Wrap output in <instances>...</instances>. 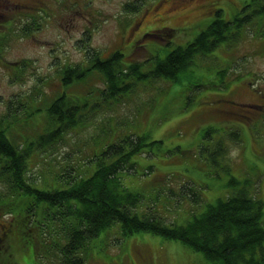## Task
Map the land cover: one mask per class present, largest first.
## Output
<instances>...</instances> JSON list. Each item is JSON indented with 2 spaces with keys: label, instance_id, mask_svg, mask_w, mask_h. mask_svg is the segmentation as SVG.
<instances>
[{
  "label": "rangeland",
  "instance_id": "1",
  "mask_svg": "<svg viewBox=\"0 0 264 264\" xmlns=\"http://www.w3.org/2000/svg\"><path fill=\"white\" fill-rule=\"evenodd\" d=\"M244 1L0 0V28L7 35L0 45V118L21 120L11 124V134L35 141L47 126L46 107L63 93L80 101L83 111L81 124L65 131L59 141L32 145L25 175L50 192L60 189L65 186L61 172L90 173L94 165L88 159L105 142L147 132L149 139L162 143L135 156L134 166L121 175L130 190L141 194L139 213H147L142 204L148 203L157 215L167 216L166 223L174 216L176 224L184 223L191 219L192 209L199 211L205 202L226 197L231 191L227 182L235 177L253 181L251 194L263 202L264 226V34L252 35L248 30L238 41L197 55L180 81L145 80L128 99L110 106H92L96 89L106 87L99 71L66 85L61 81L65 69L89 64L92 56L106 58L115 50L123 54L125 63L143 61L144 70L175 44L191 40L212 19L214 10L221 9L222 17L229 18ZM4 7L9 14H4ZM14 13L23 14L8 22ZM31 21L34 26L29 28L26 24ZM165 27L177 29L168 38L169 47L163 46L167 35L154 32ZM212 149L217 164L210 159ZM245 157L261 175L247 172ZM192 185L204 203L190 199ZM7 190L0 178V195ZM10 218L0 209V227ZM17 239L7 237L10 253L0 249V264L6 255H22L21 264H32L30 253L27 256L17 246ZM98 239L100 245L87 251L85 264H207L200 252L180 241L144 231L123 236L117 224L106 228L95 242ZM40 250L46 260L47 247Z\"/></svg>",
  "mask_w": 264,
  "mask_h": 264
},
{
  "label": "trees",
  "instance_id": "2",
  "mask_svg": "<svg viewBox=\"0 0 264 264\" xmlns=\"http://www.w3.org/2000/svg\"><path fill=\"white\" fill-rule=\"evenodd\" d=\"M4 8V14H9V8ZM239 8L229 18L222 17L221 9L214 10L212 19L191 40L185 44H175L162 58H156L144 70L143 61L125 63L123 54L115 50L106 58L92 56L89 64H79L80 68L77 66L67 71L65 69L61 81L66 85L79 81L81 77L92 78L95 71H99L106 87L96 89L97 101L92 106L97 108L103 104L110 106L123 97L128 99L135 92L131 90L148 79L176 83L187 74L188 66L197 55H204L221 45L238 41L248 30L252 35L264 34V0H246ZM23 13H14L7 21L12 22L15 16L20 17ZM1 17L4 18V15ZM26 25L32 28L34 22ZM176 30L165 27L154 32L167 35L163 46L169 47L168 38L175 35ZM1 31L2 27L0 45L7 37ZM228 68L227 66L225 70ZM79 103L80 101H72L64 93L49 102L46 107L47 126L37 134L35 141L28 138L21 140L11 134L9 127L21 121L20 117L14 122H4L1 116L0 178L7 183L8 190L0 195V209L11 218L8 224L0 227V249L9 252L7 237L15 235L18 238L15 240L18 242L17 246L27 256L30 253L32 264H36V259L40 261L37 264H85L87 251L100 245L98 242L102 239L95 242L97 237L106 228L117 224L123 236L144 231L164 239L180 241L191 250L200 252L207 264H264L263 202L260 197L251 194L252 180L240 181L230 177L227 185L231 187V191L226 197L205 202L199 211L192 209L191 219L181 224H176V216L166 223L164 219L167 216L157 215L155 207L148 206V203L142 204L147 213L138 212L141 194L130 190L121 180V175L125 169L134 166L135 156L162 143L160 139H149L147 132L123 134L105 142L98 151L93 150L88 159L89 164L94 165L90 173L69 175L67 170L61 172V183L65 186L60 189L50 192L32 182L25 175L32 145L43 146L47 142H57L65 131L80 125L83 111H80ZM5 124L7 126L3 128L2 125ZM95 140L98 138L95 137ZM216 148L219 150L218 146ZM215 156L212 149L210 159L217 164ZM248 160V157L244 158L249 169L247 172L256 170L251 168V161ZM188 188L191 192L190 199L194 203H204L205 200L200 199L203 198L200 191H196L193 185ZM177 193L179 194L174 191V194ZM33 228L39 232L34 233ZM42 247L48 249L46 252L49 257L45 256L48 262L42 257ZM21 256L6 255L2 264H21Z\"/></svg>",
  "mask_w": 264,
  "mask_h": 264
}]
</instances>
